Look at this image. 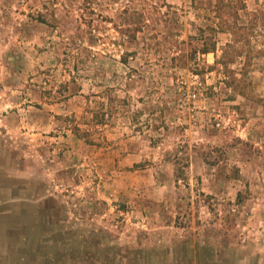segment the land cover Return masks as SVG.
<instances>
[{
	"label": "rangeland",
	"instance_id": "374dc122",
	"mask_svg": "<svg viewBox=\"0 0 264 264\" xmlns=\"http://www.w3.org/2000/svg\"><path fill=\"white\" fill-rule=\"evenodd\" d=\"M218 1L0 0V264H264V0Z\"/></svg>",
	"mask_w": 264,
	"mask_h": 264
},
{
	"label": "trees",
	"instance_id": "16d2710c",
	"mask_svg": "<svg viewBox=\"0 0 264 264\" xmlns=\"http://www.w3.org/2000/svg\"><path fill=\"white\" fill-rule=\"evenodd\" d=\"M218 5H217V13H218V23H217V28L221 29V30H226V31H230L233 32L234 34H236L237 38H238V33L236 32L238 29H244V27L242 25H238L234 24L232 25L231 23H229V21H227L226 17L224 16L223 12H222V8L224 9V5H223V1L219 0L218 1ZM216 27H207V29H201L202 30V45L199 49V53L201 55H206L209 53H214L216 56L215 62L212 65H208L209 68L211 70H217L219 72H221V74L223 75V81L226 84V86H231L233 84V82H231L232 80H237V78L235 77V74L231 68V63H233L235 61V59H237L236 57L239 54V52L237 51V48H235V46L233 45L232 42L227 43L225 45V47L222 49V54L218 55V42H217V38H216V32L217 29ZM237 29L236 31H234V29ZM209 31V32H208ZM129 32V35L131 37H135V33L131 32V31H127ZM238 41H240L239 39H237ZM123 60L126 61L127 60V56L123 57ZM204 70H200L197 71V74H203ZM239 80V79H238ZM240 81V80H239Z\"/></svg>",
	"mask_w": 264,
	"mask_h": 264
}]
</instances>
